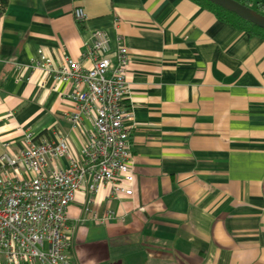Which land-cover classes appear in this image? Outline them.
<instances>
[{"label":"crops","instance_id":"crops-1","mask_svg":"<svg viewBox=\"0 0 264 264\" xmlns=\"http://www.w3.org/2000/svg\"><path fill=\"white\" fill-rule=\"evenodd\" d=\"M75 5L85 11L80 22ZM95 28L111 57L119 43L128 51L132 192L113 199L103 182L74 192L65 212L71 263L264 264V33L195 0H7L0 154L29 131L65 139L68 153L55 165L80 157L92 127L71 126V83L33 56L41 49L53 64L69 56L86 65L79 53ZM107 210L113 216L100 222Z\"/></svg>","mask_w":264,"mask_h":264},{"label":"built area","instance_id":"built-area-1","mask_svg":"<svg viewBox=\"0 0 264 264\" xmlns=\"http://www.w3.org/2000/svg\"><path fill=\"white\" fill-rule=\"evenodd\" d=\"M72 16L80 22L85 11L75 5ZM110 52L106 32L95 28L79 53L81 60H88L86 65L69 56L53 64L41 49L33 56L36 67L71 83L73 105L66 114L71 126L82 130L85 119L92 130L80 157L65 167L53 163L68 153L62 136L37 140L24 131L16 151L0 154V257L5 264H72V230L65 212L74 192L92 193L102 182L108 183V196L113 199L132 192L129 126L125 124L132 120V112L124 102L128 51L119 43L112 57ZM112 216L107 210L96 218L103 222Z\"/></svg>","mask_w":264,"mask_h":264},{"label":"trees","instance_id":"trees-1","mask_svg":"<svg viewBox=\"0 0 264 264\" xmlns=\"http://www.w3.org/2000/svg\"><path fill=\"white\" fill-rule=\"evenodd\" d=\"M195 1H197L201 5H204L205 7H207L211 11H213L218 17L225 19L226 21H229V23H231L235 26L244 28V29L248 30L249 32L264 33L263 28H261V27L257 26L256 24L238 16L234 12L229 11V10L221 7L218 4H215L209 0H195ZM236 1H238L239 3H242L246 6H249L253 9H255L256 11L262 13L259 9L263 6V4L261 2H258L256 0H236ZM6 2H7V0H0V15L2 14V11L6 5Z\"/></svg>","mask_w":264,"mask_h":264},{"label":"water","instance_id":"water-1","mask_svg":"<svg viewBox=\"0 0 264 264\" xmlns=\"http://www.w3.org/2000/svg\"><path fill=\"white\" fill-rule=\"evenodd\" d=\"M264 29V14L236 0H209Z\"/></svg>","mask_w":264,"mask_h":264}]
</instances>
